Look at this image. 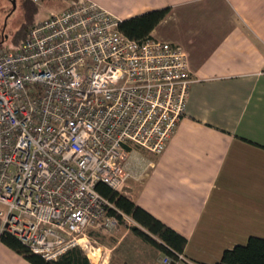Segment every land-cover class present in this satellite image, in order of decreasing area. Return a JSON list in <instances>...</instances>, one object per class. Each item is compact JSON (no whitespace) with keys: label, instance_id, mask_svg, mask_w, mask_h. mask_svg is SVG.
Returning <instances> with one entry per match:
<instances>
[{"label":"built area","instance_id":"built-area-1","mask_svg":"<svg viewBox=\"0 0 264 264\" xmlns=\"http://www.w3.org/2000/svg\"><path fill=\"white\" fill-rule=\"evenodd\" d=\"M61 1L17 48L0 49V242L11 234L46 259L80 246L108 264L106 252L92 261L88 231L120 218L97 186L127 194L131 152L165 150L193 77L180 45L126 36L92 0Z\"/></svg>","mask_w":264,"mask_h":264},{"label":"crops","instance_id":"crops-1","mask_svg":"<svg viewBox=\"0 0 264 264\" xmlns=\"http://www.w3.org/2000/svg\"><path fill=\"white\" fill-rule=\"evenodd\" d=\"M92 1L120 21L170 7L152 37L187 54L186 112L163 152H131L125 187L187 238L176 264H212L264 237V0ZM0 264L33 263L1 241Z\"/></svg>","mask_w":264,"mask_h":264},{"label":"trees","instance_id":"trees-1","mask_svg":"<svg viewBox=\"0 0 264 264\" xmlns=\"http://www.w3.org/2000/svg\"><path fill=\"white\" fill-rule=\"evenodd\" d=\"M22 5L23 22L13 34L14 45L7 47L8 49L17 48L21 44L30 27L36 23V14L40 11L38 5L31 0H25ZM169 11L170 7L155 8L123 19L119 22V30L132 39L144 41L152 37V31ZM97 188L114 205L109 208V214L117 215L120 218V224L127 222L122 218L119 210L129 215L134 222L130 225V229L143 241L169 257L168 264H176L179 260L185 259L184 251L188 242L185 236L141 207L125 193L113 189L106 183H99ZM1 241L33 264H92L90 257L80 246L67 249L57 259H46L31 251L11 234L2 233ZM212 264H264V237L250 236L245 244H237L225 249L221 258Z\"/></svg>","mask_w":264,"mask_h":264},{"label":"rangeland","instance_id":"rangeland-1","mask_svg":"<svg viewBox=\"0 0 264 264\" xmlns=\"http://www.w3.org/2000/svg\"><path fill=\"white\" fill-rule=\"evenodd\" d=\"M25 0H0V49L13 46L12 38L15 31L23 22V5ZM14 2L16 6L14 7ZM39 12L36 22L47 17L51 10H61L65 4L61 0H44L37 4ZM31 28V27H30ZM136 152L150 155L149 151L138 148ZM134 223H122L114 229L104 230L100 227L88 231L97 250L95 255L90 253L92 261L97 263L99 256L106 252L109 264H166L164 254L156 247L143 241L130 229Z\"/></svg>","mask_w":264,"mask_h":264},{"label":"water","instance_id":"water-1","mask_svg":"<svg viewBox=\"0 0 264 264\" xmlns=\"http://www.w3.org/2000/svg\"><path fill=\"white\" fill-rule=\"evenodd\" d=\"M15 1V0H14ZM14 4H15V2H14ZM16 6V4L14 5V7Z\"/></svg>","mask_w":264,"mask_h":264}]
</instances>
